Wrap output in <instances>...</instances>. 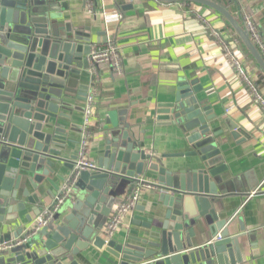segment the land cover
<instances>
[{"label":"crops","instance_id":"0c3cea01","mask_svg":"<svg viewBox=\"0 0 264 264\" xmlns=\"http://www.w3.org/2000/svg\"><path fill=\"white\" fill-rule=\"evenodd\" d=\"M65 1L67 9L60 11V25L64 30L61 31L65 32L64 25H69L71 35L83 51L108 45L116 48L122 70L115 71L109 63H103L94 71L89 53H83L85 64L82 60L72 64L79 74H70L77 82L74 87H66L69 97L65 99L67 104L59 107L63 115L58 117L64 127V141L54 146L67 167H60L58 175H49L52 183L45 182L44 194L31 186L27 195L22 194V188L17 190L12 209L0 212V238L5 233L15 235L18 230L19 237L25 235L36 217L54 202L80 150L83 110L90 90H94L95 96L86 155L97 167L104 159L105 140L119 133L123 124L129 127V140L140 141L139 148L159 159L165 167L189 170L195 163L201 165L198 155H175L191 148L185 134L170 120L158 119L159 110L166 111V105L175 100L180 86L186 84L190 89L196 87L193 95L201 106L207 107V134L221 150L218 161L210 166L222 167L215 178L221 179L220 194L224 197L215 200L212 207L221 218L227 219L225 226L229 235L237 236L236 241L227 245L222 264H264V105L237 73L220 39L226 41L263 99L264 73L231 27L215 11L191 2ZM215 1L235 15L241 13L250 17L259 32L264 29V0ZM87 62L88 68L85 67ZM230 123L237 125L243 141L232 137ZM141 179L150 184L156 182V177L147 174L138 175L137 180H125L107 220ZM140 187L136 202L110 239L125 242L129 237L147 238L150 231H160L166 206L159 205L156 213L158 190L151 185ZM255 189L256 192L250 194ZM34 194L40 196L39 204L29 200ZM105 223L98 232L103 237ZM146 225L151 227L146 228ZM187 228L193 246H201L213 238L198 218H191ZM80 253L79 264L119 263L91 242ZM211 264H221L220 259L215 256Z\"/></svg>","mask_w":264,"mask_h":264},{"label":"water","instance_id":"95a60500","mask_svg":"<svg viewBox=\"0 0 264 264\" xmlns=\"http://www.w3.org/2000/svg\"><path fill=\"white\" fill-rule=\"evenodd\" d=\"M159 1L196 3L218 13L264 73V57L241 13L235 15L215 0ZM61 9H67L65 0H0V212L12 209L19 188L23 195L29 186L44 194L45 182L52 183L49 175H58L60 167H67L54 147L64 141L59 107L67 104L66 87L77 82L70 76L79 74L72 64L79 60L85 64L83 53L91 50L83 51L69 25H64L62 32ZM259 35L264 43V29ZM85 67H89L88 62ZM192 89L181 85L166 111L159 110L158 119L170 120L185 134L191 148L175 155H198L201 165L195 163L189 170L165 167L139 148L140 141L129 140V127L123 124L119 133L105 140L99 166L80 170L70 194L46 224L20 237L19 230L15 235L1 236L0 264H79L77 257L90 242L118 259V264H211L215 256L222 264L227 245L237 236L229 235L227 219L212 207L215 200L224 197L220 194L221 179L215 178L222 167L210 166L218 161L221 150L207 134V107L193 95L196 87ZM229 128L234 139L244 140L237 125L230 123ZM69 168L72 170L73 163ZM141 174L156 177L151 183L159 193L156 213L159 205L166 206L160 231H150L147 238L129 237L125 242L106 240L98 232L120 185L137 180ZM29 200L39 204L40 196L34 194ZM191 218L200 219L212 235L211 241L192 245L187 228ZM217 235L220 239H214Z\"/></svg>","mask_w":264,"mask_h":264},{"label":"built area","instance_id":"2783aa9c","mask_svg":"<svg viewBox=\"0 0 264 264\" xmlns=\"http://www.w3.org/2000/svg\"><path fill=\"white\" fill-rule=\"evenodd\" d=\"M89 1L92 3L93 0H89ZM242 21L245 24V26L248 28L252 40L254 41L255 45L257 46L262 56L264 57V43L259 35V31L253 25L250 17L246 15L245 16L242 15ZM216 35L219 36L217 33ZM220 42L226 51V55L228 56L229 61L235 67L237 73L241 76V78H243L247 82L254 97L264 105V99L258 93L256 87L250 82L246 72L242 69L239 60L228 49V44L226 43V41L223 38H221ZM89 61L94 71H97L98 67L103 63H109L115 71L122 70L121 58L118 55L117 49L113 48L111 45L92 50L89 53ZM94 96H95L94 90H90L85 98V105L83 110V124L81 129L80 150L73 162L72 171L65 180V183L62 185L60 192L55 197V200L51 205V208L49 209L45 208L36 217L35 221L32 224V227L30 228V231L39 229L44 224H46V222L52 217L54 211L62 204V202L70 194L71 189L75 184L77 175L80 172V170L82 169L92 170L97 168L96 164L93 163L91 160H89L88 156L86 155V146L88 143V138L91 135L88 130V126L90 125L92 120ZM230 109L231 107H228L227 110L230 111ZM150 185L152 186V184H150L149 182H145L142 179L139 180V183L133 187L131 194L126 195L124 201L116 206L115 210L109 215V218L105 223L103 233H104V238L106 240L110 239V237H112V235L117 231L118 227L123 221L124 215L131 209V207L136 202L139 195V190L141 188L140 186L150 187ZM255 192L256 189L250 192V194H254ZM214 239H220V236L218 235ZM16 242H21V240H17Z\"/></svg>","mask_w":264,"mask_h":264},{"label":"trees","instance_id":"16d2710c","mask_svg":"<svg viewBox=\"0 0 264 264\" xmlns=\"http://www.w3.org/2000/svg\"><path fill=\"white\" fill-rule=\"evenodd\" d=\"M182 3L188 4L187 2H182ZM243 15H244V14H243Z\"/></svg>","mask_w":264,"mask_h":264}]
</instances>
